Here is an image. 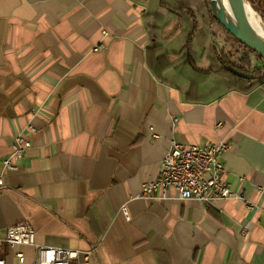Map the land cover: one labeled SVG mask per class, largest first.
I'll list each match as a JSON object with an SVG mask.
<instances>
[{
    "label": "crops",
    "instance_id": "obj_1",
    "mask_svg": "<svg viewBox=\"0 0 264 264\" xmlns=\"http://www.w3.org/2000/svg\"><path fill=\"white\" fill-rule=\"evenodd\" d=\"M212 19L204 0H0V236L26 221L89 252L70 264H264V85L221 70ZM173 140L229 141L237 196L143 195Z\"/></svg>",
    "mask_w": 264,
    "mask_h": 264
},
{
    "label": "built area",
    "instance_id": "obj_2",
    "mask_svg": "<svg viewBox=\"0 0 264 264\" xmlns=\"http://www.w3.org/2000/svg\"><path fill=\"white\" fill-rule=\"evenodd\" d=\"M102 48L103 44H100L95 46L94 50ZM31 146L32 143L27 137L21 133L16 134L12 151L3 160V169L16 170V161ZM230 147L231 144L227 140L198 145H183L173 140L161 160L158 175L143 183L142 194L149 198L165 200L169 197L170 190L174 189L176 197L180 200L196 199L205 204L237 196L225 179V166L221 159ZM3 184L4 179L0 174V187ZM122 211L129 218L126 206H122ZM5 244L13 249L20 264L25 262V253L21 247L26 244L36 248V256L29 264H70L73 260H87L89 257V252L38 244L32 225L26 221L7 226L5 235L0 236V264H6Z\"/></svg>",
    "mask_w": 264,
    "mask_h": 264
},
{
    "label": "water",
    "instance_id": "obj_3",
    "mask_svg": "<svg viewBox=\"0 0 264 264\" xmlns=\"http://www.w3.org/2000/svg\"><path fill=\"white\" fill-rule=\"evenodd\" d=\"M236 12V19L223 0H210V7L214 18L242 44L256 52L264 61V40L257 36L250 21L246 0H229ZM250 5V4H249ZM231 72L243 78L251 79L252 74L242 72L231 65H226Z\"/></svg>",
    "mask_w": 264,
    "mask_h": 264
},
{
    "label": "trees",
    "instance_id": "obj_4",
    "mask_svg": "<svg viewBox=\"0 0 264 264\" xmlns=\"http://www.w3.org/2000/svg\"><path fill=\"white\" fill-rule=\"evenodd\" d=\"M206 5L209 8V12L214 20V16L212 15L211 7H210V0H204ZM253 7L258 11V13L261 14L263 20H264V0H250ZM228 32V31H227ZM229 33V32H228ZM230 34V33H229ZM231 35V34H230ZM234 40L237 42V46L233 45L232 50L228 52V54H225L223 57L219 56V62L221 63L220 68L224 72H226L230 77L234 78L235 80H238L240 82L246 81L250 83V87L253 85H264V61L262 66H257L252 64L253 59L251 53H255L257 56H259L256 52L252 51L250 48H248L246 45L242 44L237 38H235L233 35H231ZM233 51L241 54L238 57L234 56ZM260 57V56H259ZM260 59H262L260 57ZM263 60V59H262ZM226 65H231L235 67L236 69L252 74L253 77L251 79L243 78L241 76H238L237 74L231 72L226 68Z\"/></svg>",
    "mask_w": 264,
    "mask_h": 264
},
{
    "label": "rangeland",
    "instance_id": "obj_5",
    "mask_svg": "<svg viewBox=\"0 0 264 264\" xmlns=\"http://www.w3.org/2000/svg\"><path fill=\"white\" fill-rule=\"evenodd\" d=\"M246 1L252 7L255 16L264 23V20H263L261 14L258 13V11L253 7V5L251 4L250 0H246ZM212 21H213V24H214V30H217L216 33H218V35H219V36L216 37V40H217L216 42L219 43V44H220V40H221V42H223V43H221L219 45L221 47V49H223L224 46H226L228 49L232 50L233 45L237 46V42L227 32V30L217 20H213L212 19ZM254 30H255V26H254ZM255 33H256V31H255ZM233 53H234V56L238 57V58L241 55V54H239V53H237L235 51H233ZM250 54L252 55V59H253L252 64L257 65V66H262L263 65V60L260 59L259 56H257L255 53H251V52H250Z\"/></svg>",
    "mask_w": 264,
    "mask_h": 264
},
{
    "label": "bare ground",
    "instance_id": "obj_6",
    "mask_svg": "<svg viewBox=\"0 0 264 264\" xmlns=\"http://www.w3.org/2000/svg\"><path fill=\"white\" fill-rule=\"evenodd\" d=\"M223 1L226 4L227 8L230 10L232 17L236 19L235 9L230 4L229 0H223ZM247 8H248L251 24L253 28L255 26L254 31H256L257 36H259L260 38H262V40H264V23L255 16L254 11L249 4H247Z\"/></svg>",
    "mask_w": 264,
    "mask_h": 264
}]
</instances>
